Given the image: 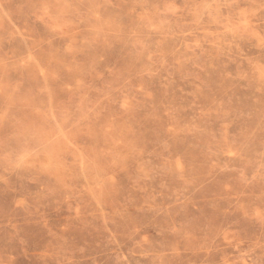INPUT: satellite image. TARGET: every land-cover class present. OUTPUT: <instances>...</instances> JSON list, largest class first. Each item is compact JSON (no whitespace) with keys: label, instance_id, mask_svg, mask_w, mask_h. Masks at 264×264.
Masks as SVG:
<instances>
[{"label":"rangeland","instance_id":"rangeland-1","mask_svg":"<svg viewBox=\"0 0 264 264\" xmlns=\"http://www.w3.org/2000/svg\"><path fill=\"white\" fill-rule=\"evenodd\" d=\"M0 264H264V0H0Z\"/></svg>","mask_w":264,"mask_h":264}]
</instances>
